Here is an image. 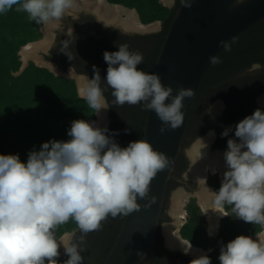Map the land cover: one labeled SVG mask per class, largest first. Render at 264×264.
I'll return each mask as SVG.
<instances>
[{
  "label": "clouds",
  "instance_id": "obj_1",
  "mask_svg": "<svg viewBox=\"0 0 264 264\" xmlns=\"http://www.w3.org/2000/svg\"><path fill=\"white\" fill-rule=\"evenodd\" d=\"M180 2L191 6V0ZM10 10L24 12L30 21L63 34L66 38L60 40V51L69 57L76 36L72 24L65 29L63 20L78 19V0H0V15ZM117 48L103 53L107 63L103 81L111 89L112 103L154 111L163 122L162 133L179 127L183 101L193 96L192 90L180 88L173 95V88L163 85L157 74L137 67L143 63L142 53L131 50L127 43ZM209 59L213 64L219 62L218 56ZM261 70L264 64L259 61L248 68L249 72ZM79 79L80 94L95 115L111 108L96 66L91 79L87 73H81ZM233 132L223 152L226 170L219 189L211 190L206 177H197L195 183L207 193L213 207L230 206V212L222 216L259 226L255 238L238 235L226 244L221 242L220 264H264V109H255L234 129L224 127L220 135L228 137ZM118 134L94 120L76 119L70 122L68 140L50 139L38 150L33 146L26 161L19 153L0 154V264H83L81 253L88 233L99 230L109 216L139 209L138 197H147L151 181L170 167L171 159L145 139L122 147L114 138ZM209 135L214 136V131ZM208 147L197 135L185 156L194 165ZM69 220L75 222L78 232L74 229L58 235L57 229ZM61 247L68 257L63 261L58 259ZM191 247H185V254ZM189 264L212 261L202 254Z\"/></svg>",
  "mask_w": 264,
  "mask_h": 264
},
{
  "label": "trees",
  "instance_id": "obj_2",
  "mask_svg": "<svg viewBox=\"0 0 264 264\" xmlns=\"http://www.w3.org/2000/svg\"><path fill=\"white\" fill-rule=\"evenodd\" d=\"M106 1L134 9L142 24L161 20L165 25L162 35L166 34L180 4V0H177L173 7L167 8L157 0ZM40 25L30 21L24 12L10 10L0 15V154L19 153L22 161H26L33 146L38 150L43 142L50 139L68 140L67 130L71 121L94 119V111L88 107L84 98L77 95L72 80L54 76L32 63L15 75L20 67L17 52L21 46L40 37ZM217 56L219 62L211 63L197 90L184 135L192 134L195 121L205 117L208 105L215 99L231 102L226 108L227 122L230 126L234 125V119L244 108V102L240 103L244 95L252 94L264 84L262 78L250 87L264 70L253 75L245 74L253 62L264 64V20L234 38ZM111 108H114L112 103ZM145 114L146 110L140 105L126 109L122 118L124 130L120 133L122 142L142 139ZM203 131L194 132L192 137L201 135ZM223 146H227V143L218 144L217 147ZM187 207L190 217L180 230L181 237L194 246L210 248L204 231L194 224L197 208L193 203ZM225 208L230 212V206L226 205ZM123 216H109L103 221L105 226L97 230L96 237L91 239L90 249L93 254L87 253L84 264L103 262L113 246ZM110 219L114 220V224H107ZM247 228L252 233L259 230V226L249 223ZM74 229H77L75 222L69 220L57 229V234ZM238 235H246V226L240 227L230 219H222L220 231L209 254L212 264H220L218 256L221 242L226 244Z\"/></svg>",
  "mask_w": 264,
  "mask_h": 264
},
{
  "label": "water",
  "instance_id": "obj_3",
  "mask_svg": "<svg viewBox=\"0 0 264 264\" xmlns=\"http://www.w3.org/2000/svg\"><path fill=\"white\" fill-rule=\"evenodd\" d=\"M104 1L107 5L131 10ZM263 20L264 0H241L239 3L237 0H191L190 7L180 2L154 63H141L139 66L157 74L163 85L173 88V95L184 88L192 90L193 96L183 101L181 125L175 129L167 128L163 133L160 131L163 122L154 111H146L142 139L155 150L165 153L171 159V164L153 178L147 197H138L139 209L124 215L113 246L101 264H140L147 253L151 255L152 264H157L154 239L166 185L181 149L187 117L197 90L211 65L209 58L217 56L234 38ZM262 78L264 73L250 87ZM224 150L226 148L218 151ZM152 197H155V202H151Z\"/></svg>",
  "mask_w": 264,
  "mask_h": 264
},
{
  "label": "flooded vegetation",
  "instance_id": "obj_4",
  "mask_svg": "<svg viewBox=\"0 0 264 264\" xmlns=\"http://www.w3.org/2000/svg\"><path fill=\"white\" fill-rule=\"evenodd\" d=\"M84 1L87 0H78L80 4ZM170 1H172L171 7H173L177 0ZM77 15L78 19L76 20L69 17H65L63 20L65 29L72 24L74 35L76 36L74 44L70 46L71 52L69 53V57L64 52L60 51V40H63L66 37L59 32L54 34V30L50 27V29H48L46 43H40L43 44V46L34 51V53L30 55V58L34 57L36 61H38L37 64L35 63L36 65H39V67L46 69L52 74H57L60 77L72 80L75 85L76 92V80L80 77V74L87 73L89 79H91L93 76V66H96L100 70V76L102 79L101 86L105 88L104 95L107 97L111 107V103L114 98L111 96V89L108 88L103 81L106 77L107 69V63L103 59L104 51H117L118 44L127 43L131 50H138L142 53L144 64H153L164 38L162 32L165 25L161 20H157L155 21V27L149 30L141 31L126 29L119 22L107 21L104 17H101V14L94 12L90 7H85L84 5L79 8ZM42 34L44 35V33ZM32 42H39V40ZM30 60L34 63L33 59ZM137 67L143 69L139 65ZM245 74L253 75L255 72H249L247 69ZM262 99H264V84L257 87L252 94L248 95L247 93L244 95L243 99L240 101V103L244 102V108L238 117L234 119V125H232L233 129L240 120L247 115H251L255 109H264V104L261 102ZM215 102L217 104L212 106ZM112 105L114 108L106 110L105 120L100 127L106 126L110 131L118 132L119 134L114 138L123 147L128 144L126 142H122L123 138L122 134H120L121 130L124 128L122 121L123 114H125L126 109L129 107L135 108V105H118L114 103H112ZM230 105V101L225 102L223 99H215L208 105L206 114L204 115L205 117H200L195 121L192 134L188 136L184 135L183 137L181 149L175 160L173 170L166 185L162 210L159 217V227L154 239L157 264H189V261L194 259V256L190 253L185 254L184 251L167 245L164 232L160 230V225L163 222L170 221L172 219L175 220V218L172 217V212L171 214L167 212L168 195L171 191L176 190L175 192L179 191L189 195L190 199L187 200V203H185V207L190 203L194 204V200L196 199V195L193 193L195 189H198V187L195 183L196 180L188 176L189 170L187 171V166L189 163L191 165V162L186 158L184 152L185 145L196 138L192 137L194 132L204 130L199 136L204 134H208L207 136H209V132L214 131L215 135H210L209 147L216 150L225 149L227 146L217 147L218 144L227 143V139L234 136V132L229 133L228 137L222 138L220 135L224 127L230 126L229 122H227L228 116L226 114V108ZM113 221V219H110L107 224L112 225L114 224ZM103 226H105L104 222H102V227L100 229H102ZM96 231L87 234L85 251L81 253V255L84 256V259L86 258L88 252L93 254L90 246L91 239L97 235ZM59 251L61 255L58 259L60 261L66 260L68 257L64 254L62 247ZM84 263L85 260H83V264ZM140 264H152L151 255L147 253Z\"/></svg>",
  "mask_w": 264,
  "mask_h": 264
},
{
  "label": "bare ground",
  "instance_id": "obj_5",
  "mask_svg": "<svg viewBox=\"0 0 264 264\" xmlns=\"http://www.w3.org/2000/svg\"><path fill=\"white\" fill-rule=\"evenodd\" d=\"M161 2H168L170 0H160ZM81 3V1H80ZM79 4V8L83 5L85 7H90L94 12L101 14V17H104L107 21H117L126 29H135V30H149L155 27V24H142L139 22L138 15L135 10H127L119 6L107 5L104 0H94V1H84L82 4ZM123 17V18H121ZM47 29H50L48 25ZM47 41V35L45 34V38L43 40V44ZM43 44H33L29 43L25 45L21 49L20 57L22 62H26L27 59L30 58V55L34 53L39 47H42ZM36 63V59H34ZM77 83V92L80 97V89L82 82L78 78L76 80ZM83 98V97H82ZM262 104H264V99H262ZM106 110H101L99 115H96V123L98 126H101L105 120ZM204 141L209 145L210 144V135L205 136ZM209 148V147H208ZM207 148L206 152L203 155V158L198 161L196 164H191L190 169L188 171V176L195 179L197 177H206L207 179L212 177H217L220 181L223 178V172L226 170L225 164L223 161V152H214L211 153ZM212 170H216V173L213 174ZM211 189V188H210ZM213 190V189H211ZM214 191V190H213ZM197 204L205 218L206 224L204 225L207 236L209 238H213L217 235L219 222L224 219L226 216H222L226 211L224 208H216L210 204V197L207 193L203 192L199 189V192L196 194ZM172 215L176 220L175 224H170L166 226L163 230L164 236L166 238V243L170 247L178 248L184 251L185 247H187L190 243L183 239L179 234V226L183 225V219L185 217V203L186 196L182 195L180 192H175L173 194L172 201ZM255 238V236H254ZM185 252V251H184ZM194 258L202 254H207V252L196 248L194 246L191 247L189 252Z\"/></svg>",
  "mask_w": 264,
  "mask_h": 264
},
{
  "label": "rangeland",
  "instance_id": "obj_6",
  "mask_svg": "<svg viewBox=\"0 0 264 264\" xmlns=\"http://www.w3.org/2000/svg\"><path fill=\"white\" fill-rule=\"evenodd\" d=\"M161 5H163V6H165V7H167V8H170L171 7V3H172V1H170V2H161L160 0H157ZM151 24H155V23H151ZM148 25V24H147ZM39 33H40V37L37 39V40H39V42H29V43H33V44H40V43H42L43 42V40H44V38H45V34L46 35H48L47 33H48V29H47V26L45 27V24H41L40 25V27H39ZM42 33H44V35L42 34ZM29 43H26L25 45H27V44H29ZM25 45H23V47L25 46ZM22 47V48H23ZM21 48V49H22ZM21 49L20 50H18V52H17V55H18V57H19V61H20V67L22 66L23 68L21 69L20 67H19V70L15 73V75H17V74H19L29 63H32L33 65H35L36 67H39V65H36L37 63L34 61V57L33 58H29V59H27L26 60V62H22V60H21V57H20V53H21ZM30 59H33V61H34V63L30 60ZM36 63V64H35ZM41 68V67H40ZM54 76L56 75V76H58L57 74H53ZM58 77H60V76H58ZM62 78H64V77H62ZM77 95H78V93H77ZM217 102V101H216ZM214 103L212 106H215L217 103ZM92 120H94V121H96L97 119H96V115H95V113H94V119H92ZM208 134H204V135H202V136H200V137H202V138H204L205 136H207ZM192 142V141H191ZM191 142L190 143H188L187 145H185V147H184V152H185V149L191 144ZM209 149V151L211 152V153H214V152H216V151H218V150H216V149H213L212 147L210 148H208ZM218 152H221V151H218ZM190 169V163L188 164V166H187V171ZM220 180L217 178V177H212V178H209V179H207V186L209 187V188H211V189H213L214 191H216V190H218L219 189V187H220ZM175 191L176 190H174V191H171L170 193H169V195H168V201H167V212L168 213H170L171 214V212H173L172 211V201H173V194L175 193ZM179 192V191H178ZM199 192V190L198 189H195L194 190V193L193 194H197ZM181 193V192H180ZM181 194H183V195H185L186 196V203H187V200H189L190 198H189V195L188 194H184V193H181ZM194 196V195H193ZM194 205H195V207L197 208V215H196V219H195V225H198V226H200L201 227V229L204 231V236H205V238H206V243L208 244V245H211L210 246V248H203V247H198V246H194V245H192L191 243V245L192 246H194V247H196V248H199V249H201V250H203V251H205V252H207V255H209L211 252H212V249H213V247H212V245H213V243H214V241H215V239H216V237H217V235L215 236V237H213V238H209L208 236H207V232H206V229H205V227H204V225L206 224V221H205V218H204V216H203V214H202V212H201V210H200V208H199V206H197L198 204H197V199H195L194 200ZM188 206V205H187ZM185 207L184 208V210H185V217H184V219H183V225H185V224H187L188 223V221H189V217H190V215H189V210H188V207ZM224 209H225V211H228V210H226V208L224 207ZM173 217V216H172ZM224 219H230V220H232L236 225H238V226H240V227H242V226H246V236H252L253 238H254V233H252L248 228H247V225H248V223H246V222H244V221H242V220H240V219H237V218H234V217H232V216H226ZM221 221L222 220H220V222H219V228H218V232L220 231V226H221ZM176 223V221L175 220H170V221H166V222H163L161 225H160V230L161 231H163L164 230V228L166 227V226H168V225H170V224H175ZM183 225H180L179 226V234H180V230H181V228H182V226ZM218 232H217V234H218ZM187 241V240H186ZM209 250H211V251H209Z\"/></svg>",
  "mask_w": 264,
  "mask_h": 264
}]
</instances>
